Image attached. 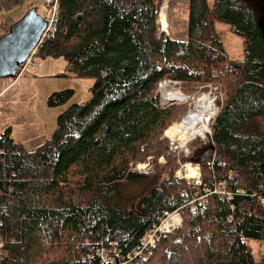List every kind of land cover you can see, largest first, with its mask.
I'll return each mask as SVG.
<instances>
[{
    "label": "trees",
    "instance_id": "1",
    "mask_svg": "<svg viewBox=\"0 0 264 264\" xmlns=\"http://www.w3.org/2000/svg\"><path fill=\"white\" fill-rule=\"evenodd\" d=\"M167 1L188 4L185 40L159 31ZM59 5L55 35L37 58H62L74 76L94 80L91 99L62 113L52 138L33 152L15 141L11 129L3 133L4 264H99L96 250L112 243L127 256L165 211L176 210L183 226L158 243L155 264H264L249 245L264 243V0H215L213 8L208 0ZM219 22L242 39L241 61L229 60ZM166 79L180 81L188 96L223 86L212 139L194 159L204 185L225 182L236 194L230 203L212 194L192 213L188 202L195 190L168 170L171 163L151 174L132 170L134 163L165 156L163 135L183 111L157 108L156 92ZM73 95L54 93L48 104L63 105ZM134 185L140 192L127 195ZM129 201L133 205L123 208Z\"/></svg>",
    "mask_w": 264,
    "mask_h": 264
},
{
    "label": "rangeland",
    "instance_id": "2",
    "mask_svg": "<svg viewBox=\"0 0 264 264\" xmlns=\"http://www.w3.org/2000/svg\"><path fill=\"white\" fill-rule=\"evenodd\" d=\"M46 1L47 0H20V2L13 7L7 8L5 3H8L9 0H0V34L3 35L13 23L20 21L32 10H36L38 15L44 20L47 19L50 16V9L47 7ZM214 2L215 0H208L210 8H213ZM165 6V17L169 27L168 31L164 32L161 30V25L158 23L160 28L159 31L174 39L185 40L188 30V4L186 2L167 1L161 6V11ZM217 30L225 44L229 60L241 61L244 57L242 39L231 33L230 27L224 23H217ZM35 61L39 65L38 70L36 71L33 67L29 68L24 77L20 79L18 87L14 90L12 89L9 94L0 99V112L2 113V117H0L1 133H5L6 130L9 129L7 127L11 125L13 128L12 137L17 143L23 144L30 152L37 150L46 141L52 138L57 128V119L62 113L74 104H82L91 99L90 88L94 84V80L92 79L74 76L72 72L67 70L68 64L62 58H36ZM61 75L67 76L64 77ZM4 82L12 84L16 82V80L14 78L0 79L1 84ZM213 88L215 95L212 96V98H216L218 104L221 102L223 103L225 96L223 86L218 84ZM66 90L74 91L72 98L63 105L50 107L48 104L50 96L54 93ZM204 91H206V89H202L192 96L197 93H203ZM208 91L209 90L206 91V94ZM171 107L183 108L177 122H175L176 124L185 116L191 105L190 103L181 105L176 104ZM207 145H209V141L205 143L197 140L192 143L190 146L192 152L191 160L196 162L194 159L195 152ZM167 153L168 150L165 154L166 156ZM150 158L153 159V157ZM148 160L146 162L134 163L131 168H135L139 164L143 165L147 163ZM168 163L172 164L168 166V170H174L175 176L176 171L179 169V164L178 161L170 157L167 158L166 164L155 161L154 166L150 170L143 172L135 169L132 170L142 174H151L155 173L157 167L165 168ZM187 187L190 192L194 191L188 184ZM207 187L208 186L203 184L202 188L196 189L195 192L191 194V197H204ZM140 190L138 186L134 185L126 190L125 193L130 196L140 192ZM203 200L206 204L207 198L205 197ZM130 201L125 203L123 208L133 205ZM182 220H184L183 213ZM182 226L183 222L178 229L169 235L175 234ZM249 245L252 249L255 261L261 262L264 259V243L251 241ZM156 248L152 249L154 252L150 255L147 254L145 257L146 259L143 260V264H155L157 260L153 257L157 255L155 253ZM151 260H153L152 263ZM130 264H137V261H133Z\"/></svg>",
    "mask_w": 264,
    "mask_h": 264
},
{
    "label": "built area",
    "instance_id": "3",
    "mask_svg": "<svg viewBox=\"0 0 264 264\" xmlns=\"http://www.w3.org/2000/svg\"><path fill=\"white\" fill-rule=\"evenodd\" d=\"M47 7L50 9V16L45 19L46 21V30L43 33L42 39L38 47L31 53V55L27 58L25 63H23L16 71L14 79L17 81L21 77L25 75L29 68L38 67L35 59L39 53V50L43 47L44 43L51 40L55 35L57 30L58 20H59V0H47ZM214 86L210 85L207 87L208 93L206 91L203 93H197L194 96H188L183 92L182 83L177 80L166 79L162 81L157 89L156 96L158 101L156 106L160 110H164L170 108L172 105H181L190 103L191 107H189L185 116L180 120L179 123H174L170 128H168L163 138L168 141V153L167 156H162L159 158V163H167V158L170 157L178 161L179 169L175 173V177L185 181L191 188L194 190L198 188H202L203 186V175L201 166L194 162L193 160H186V158H191L192 152L190 150V146L195 141L199 140L201 142L207 143L212 139V129L211 126L219 114L220 107L216 98H212L215 95L213 92ZM181 96L184 98L183 101L176 102L174 96ZM208 96L212 99V109L215 112L213 117L210 119L207 130H205L202 134L199 132H195V130L201 129L203 123H196L192 125L188 118L196 113L198 110L199 100L202 96ZM1 98V96H0ZM2 113L0 112V117ZM172 128H174L171 132H169ZM4 135L0 132V157L4 154L3 142ZM155 159H149L145 164L137 165L135 169L137 171H147L152 169L154 166ZM213 187H207L205 189L204 197H194L192 196L190 201L188 202V208L193 213L197 209L198 206L205 205V201L203 200L205 197L207 198L209 195L217 194L224 201L231 202L234 195L233 192H230L226 188V183H219L217 181L213 182ZM239 194H242L239 192ZM0 198H1V189H0ZM233 210V208H231ZM233 216H230L229 222L233 221ZM182 213L180 210H176L173 212L165 211L162 215L161 221L159 224L154 225L150 230H148L144 237L141 240L139 246H137L132 253H129L127 256L123 255L118 249L116 245L112 243L110 246H101L99 247L95 255L99 259V264H130L133 261H137V264H143V260H145L147 254L152 253V249L156 248L158 243L164 238V236L169 235L174 232L182 225ZM2 222L0 220V264H4V261L9 256V251L7 249V241L1 230ZM243 244H246L247 241L244 237L241 238ZM114 247V248H113Z\"/></svg>",
    "mask_w": 264,
    "mask_h": 264
},
{
    "label": "water",
    "instance_id": "4",
    "mask_svg": "<svg viewBox=\"0 0 264 264\" xmlns=\"http://www.w3.org/2000/svg\"><path fill=\"white\" fill-rule=\"evenodd\" d=\"M45 30L46 21L36 10L11 26L9 33L0 38V79L15 77L17 69L38 47Z\"/></svg>",
    "mask_w": 264,
    "mask_h": 264
},
{
    "label": "bare ground",
    "instance_id": "5",
    "mask_svg": "<svg viewBox=\"0 0 264 264\" xmlns=\"http://www.w3.org/2000/svg\"><path fill=\"white\" fill-rule=\"evenodd\" d=\"M165 11H166V6L162 9L158 23L161 25V30L164 32L168 31V23L165 17ZM174 99L177 102L183 101L184 98H182L181 96L177 95L174 96ZM214 111L212 109V99L209 98L208 96H203L200 99L199 105H198V110L196 111V113H194L193 115H191L188 118V121L194 125L196 123H203V126L201 127V129L199 130H195V132H199L200 134H202L205 130H207V126L208 123L210 121V119L213 117L214 115ZM174 128H172L170 130V132L173 130Z\"/></svg>",
    "mask_w": 264,
    "mask_h": 264
},
{
    "label": "crops",
    "instance_id": "6",
    "mask_svg": "<svg viewBox=\"0 0 264 264\" xmlns=\"http://www.w3.org/2000/svg\"><path fill=\"white\" fill-rule=\"evenodd\" d=\"M39 68V65L38 67L34 68L36 71L38 70ZM24 77V76H23ZM23 77H21L20 79H22ZM20 79L17 80L16 82H13L12 84H7V83H0V96L2 98H4L7 94H9L10 91H12V89H16L18 87V85L20 84ZM2 117V116H1ZM7 128L11 129L12 131V136H13V128L11 125H9ZM0 132H1V129H0Z\"/></svg>",
    "mask_w": 264,
    "mask_h": 264
}]
</instances>
